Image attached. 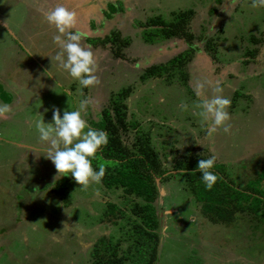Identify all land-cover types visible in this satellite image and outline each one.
I'll list each match as a JSON object with an SVG mask.
<instances>
[{
  "label": "rangeland",
  "instance_id": "374dc122",
  "mask_svg": "<svg viewBox=\"0 0 264 264\" xmlns=\"http://www.w3.org/2000/svg\"><path fill=\"white\" fill-rule=\"evenodd\" d=\"M57 6L76 13L72 31L93 53L98 85L82 87L56 58L57 32L44 17ZM188 10L194 14L186 28L193 40L184 32L168 40L145 39L149 21L161 17L169 23ZM190 47L195 52L189 53L186 82L167 80L166 74L143 79L147 69L165 67ZM201 85L205 95L231 101L230 132L220 129L211 140L198 115ZM128 87L132 93L123 100L126 120L119 132L100 131L110 146L123 147L129 156L148 152L155 168L175 175L157 180V264H264V222L237 209L234 221L215 222L173 169L182 159H207L214 152L220 165L214 170L246 192L264 168V7L252 8L251 0H0V103L12 107L0 119V264H90L99 239L122 235L115 217H101L109 202L128 217L131 200L103 182L85 188L70 175L57 176L35 125L42 117L53 123L55 109L61 118L66 110H80L97 130L104 112L117 120L121 113L110 103ZM62 180L66 184L58 191Z\"/></svg>",
  "mask_w": 264,
  "mask_h": 264
},
{
  "label": "trees",
  "instance_id": "16d2710c",
  "mask_svg": "<svg viewBox=\"0 0 264 264\" xmlns=\"http://www.w3.org/2000/svg\"><path fill=\"white\" fill-rule=\"evenodd\" d=\"M111 8L117 9L114 5ZM193 16L192 10L174 14L173 21L169 23H166L161 17H156L144 26L145 39L147 38L151 42L168 40L181 36V33L184 32L188 40H193L194 35L186 30ZM211 41L210 38L205 41L209 51L214 50ZM191 51L195 52L190 47L185 54L170 59L165 67L158 66L147 69L142 76L143 79L154 74L158 76L166 74L168 75L167 80L177 77V79L186 82L188 77L183 73L186 72V68L191 62V58H189ZM123 92L122 98L118 97L117 100L113 98L110 103L112 108L121 113L118 114L117 120L113 121L112 115L109 112H104L97 121V130L110 128L119 132L120 125L122 126L126 120L122 109L123 100L129 93H132V87H128ZM145 141L142 139L141 142ZM121 148L123 147L115 146L113 143L110 146L108 142L106 147L104 146L102 150L98 151L97 158L92 160V166L95 171H98V163L101 159L105 162H114L111 166L106 167L101 182L112 190H122L126 198L131 200V212L127 217V211L121 209L117 204L112 202L106 204L107 208L104 215L102 214V221L104 216L115 217L114 226L120 225L118 232L122 235L118 237L109 235L99 239L93 249L90 264H157L161 244L157 180L163 182L171 176L175 178V175H168V171L162 167L155 168L148 159V157L150 159H154V157H151L148 152L139 151L136 152L137 155L129 156L121 151ZM144 148L147 150V144H144ZM199 160L200 158L182 159L174 165L173 169L179 172L178 175L183 181L186 191L194 196L197 203L201 204L207 217L215 219V222L229 223L235 220L233 211L237 209L250 211L257 221L264 222V168L257 173L256 177L249 180V187L245 192L233 187L222 175L218 174L214 167L219 168L220 165L215 162L217 165L211 171L219 179L211 190H207L201 178L202 173L197 171ZM222 168L224 169V167ZM59 184L58 191H61L66 183L62 180ZM124 241L126 246L123 244Z\"/></svg>",
  "mask_w": 264,
  "mask_h": 264
},
{
  "label": "clouds",
  "instance_id": "9594fccd",
  "mask_svg": "<svg viewBox=\"0 0 264 264\" xmlns=\"http://www.w3.org/2000/svg\"><path fill=\"white\" fill-rule=\"evenodd\" d=\"M251 7H264V0H251ZM44 19L57 32L53 42L60 49L56 58L61 61L62 68L84 88L98 85L100 81L95 74L97 69L93 53L90 48L81 45V34L72 31L77 23L76 13L63 6H57L50 10ZM196 95L199 100L197 106L201 109L198 115L208 125L206 139L211 140L220 129L229 133L230 99L219 94L209 97L202 91V85L197 87ZM83 107L84 103L81 104V109ZM180 107L182 110L187 109V105L183 103ZM11 112L10 104L0 103V119H6ZM35 127L40 141L46 145L44 156L55 166L57 176L70 175L78 185L87 188L90 184H99L105 175L106 167L114 163L101 159L98 163L99 170L93 169L92 160L96 159L98 151L108 144V134L91 128L82 118L80 110H66L61 118L60 110L55 109L53 123L45 124L42 117ZM216 159L217 156L213 152L209 158L200 159L198 162L197 171L202 173L201 178L207 190H211L219 179L211 171Z\"/></svg>",
  "mask_w": 264,
  "mask_h": 264
}]
</instances>
